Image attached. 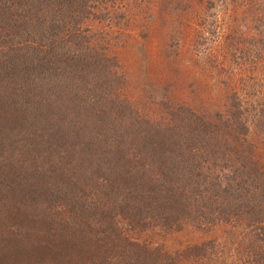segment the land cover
<instances>
[{
  "label": "trees",
  "instance_id": "1",
  "mask_svg": "<svg viewBox=\"0 0 264 264\" xmlns=\"http://www.w3.org/2000/svg\"><path fill=\"white\" fill-rule=\"evenodd\" d=\"M95 1L0 0V264H264V167L241 110L141 116L87 27ZM184 224L236 228L238 255L131 237Z\"/></svg>",
  "mask_w": 264,
  "mask_h": 264
},
{
  "label": "rangeland",
  "instance_id": "2",
  "mask_svg": "<svg viewBox=\"0 0 264 264\" xmlns=\"http://www.w3.org/2000/svg\"><path fill=\"white\" fill-rule=\"evenodd\" d=\"M95 3L87 27L94 43L115 57L125 80L119 92L141 116L163 120L168 108L183 106L218 122L234 105L264 167V0ZM225 229L201 232L184 224L178 231L153 229L131 237L167 251L217 239L228 243V258L234 259L238 230L231 240Z\"/></svg>",
  "mask_w": 264,
  "mask_h": 264
}]
</instances>
